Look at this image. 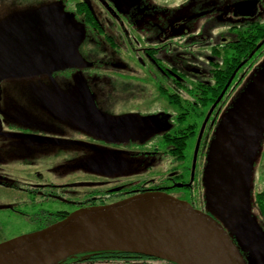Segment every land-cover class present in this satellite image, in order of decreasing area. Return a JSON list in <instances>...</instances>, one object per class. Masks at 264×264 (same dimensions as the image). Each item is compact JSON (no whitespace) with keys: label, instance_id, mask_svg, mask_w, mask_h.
<instances>
[{"label":"flooded vegetation","instance_id":"obj_1","mask_svg":"<svg viewBox=\"0 0 264 264\" xmlns=\"http://www.w3.org/2000/svg\"><path fill=\"white\" fill-rule=\"evenodd\" d=\"M262 1L232 0L235 18L256 17ZM96 2L57 0L41 11L18 14L0 23L1 37L49 14L39 31L45 35L25 38L35 42L32 52L24 48L19 52L16 47L6 51L7 46H0V195L13 201L3 209L27 220L33 233L83 208L161 192L213 217L239 250L234 235L246 225L252 227L263 260L244 261L264 264V189L249 184L250 169L264 158V82L232 133L222 122L229 102L261 70L256 65L264 54V25L254 20L239 25L231 22L226 33L206 40L187 37L182 12L170 16L164 8H155L152 0ZM139 39L146 45L141 49V67L152 75L166 111L150 117L106 115L95 101L91 81L107 77L102 71L110 72L118 63L112 57L122 47L135 49ZM82 79L108 121L105 134L89 122L80 93ZM259 93L252 117L247 204L243 207L237 177L239 142L246 113ZM125 117L127 122L113 129ZM70 127L79 131L70 132ZM58 131L65 138L55 136L53 132ZM50 140L81 143L83 146L75 148L90 150L105 160L112 155L113 177L99 185L56 182L48 170L49 178H45L41 162L35 161L36 152L48 147L70 148L44 143ZM223 146L228 149L231 167L235 207L231 220L220 214L214 189L215 158ZM127 158L140 161L145 171L134 174L126 170ZM125 171L134 177L124 181Z\"/></svg>","mask_w":264,"mask_h":264},{"label":"water","instance_id":"obj_2","mask_svg":"<svg viewBox=\"0 0 264 264\" xmlns=\"http://www.w3.org/2000/svg\"><path fill=\"white\" fill-rule=\"evenodd\" d=\"M48 19L49 14L33 18L3 34L0 46H7L6 51L16 47L19 52L23 48L32 52L35 42L25 38L44 36L39 31ZM79 84H83L80 93L89 122L98 132L105 134L109 128L107 119L98 110L86 82L82 79ZM259 102L260 93L246 113L239 142L237 177L243 207L247 204L248 151L254 125L252 117ZM128 119H119L113 129L118 130ZM44 143L63 147L83 146L64 140ZM230 168L228 149L223 146L215 158L214 189L216 204L224 220L233 218L235 208ZM107 238H113L110 245L99 249L90 247L96 241ZM136 238L164 250L172 259L136 250L131 246ZM101 251L148 255L176 264H246L239 248L217 220L161 192L137 194L111 204L83 208L43 230L4 242L0 244V264H57L59 260L76 253Z\"/></svg>","mask_w":264,"mask_h":264},{"label":"rangeland","instance_id":"obj_3","mask_svg":"<svg viewBox=\"0 0 264 264\" xmlns=\"http://www.w3.org/2000/svg\"><path fill=\"white\" fill-rule=\"evenodd\" d=\"M56 1L0 0V23L4 19L10 20L18 14L26 15L41 11L53 5ZM92 1L97 3V0ZM152 1L155 8H164L165 11L170 13V16L174 14L176 17L179 12H182L187 37H204L207 40L209 37L220 36L222 33L227 32V26L231 22L233 25H239L249 20H254L255 23L264 25V0L258 7L256 17L248 16L238 19L235 18L232 0ZM196 15L197 17L195 18ZM127 30L129 31V29ZM131 35L138 37L134 32ZM139 42V46H135L138 53L135 52V49L120 48L119 53L112 57H117L118 63L115 68L110 72L102 71L107 77L96 78L91 81L95 101L99 105L100 110L106 115L119 117L124 114H131L137 117H150L160 113L164 114V111H166L167 104L159 97L152 75L147 74L145 69L141 67V59L144 57L141 49H144L146 45L141 39H139ZM256 67L261 69L258 76L251 77L253 80L249 82L248 86L241 88L242 92H237L232 99L233 101L229 102L227 112L224 114L223 127L230 126L228 130L231 133L233 128L240 122L248 101L264 82V54ZM59 127L60 124L58 129ZM71 129L74 132L79 131L72 127L68 131L72 132ZM53 133L61 139L65 138L64 134H60L59 131ZM107 157L108 159L105 160L104 157L96 156L94 152L83 148L48 147L36 152L35 161L41 162L43 167L41 174L45 178H49L47 176L49 175L48 170H51L53 175L50 179L56 182H86L82 184L95 182L99 185L104 179L110 176L113 177L114 174V157L112 155ZM125 168H127L126 170H132L133 173L138 171L137 174L145 171L144 166L140 165V161L130 158H127ZM134 174L125 171L121 177L126 181L133 178ZM145 174L146 172L143 175ZM249 181L250 186L251 183L254 186L256 183L260 189H264V158L262 163L250 169ZM85 186L88 187L89 185ZM85 189L90 188L81 190ZM207 194L209 195L208 187ZM7 205H13L12 199L4 198L0 195V244L31 233V226L27 220L19 215L11 214L9 210L3 209ZM234 237L245 260L248 258H258V261L263 260V253L258 246L259 240L252 227L248 225L242 227L239 232H236ZM107 243L109 244V242ZM122 262L120 260H110L96 262L95 264H122ZM165 263L167 264L163 260H154L148 263H141L135 260L128 264ZM75 264H90V262Z\"/></svg>","mask_w":264,"mask_h":264},{"label":"trees","instance_id":"obj_4","mask_svg":"<svg viewBox=\"0 0 264 264\" xmlns=\"http://www.w3.org/2000/svg\"><path fill=\"white\" fill-rule=\"evenodd\" d=\"M61 221V220H59ZM57 221V222H59ZM55 222V223H57ZM54 223V224H55ZM137 255V256H135ZM153 259V260H163L167 262V264H176L174 262L160 259L157 257H152L148 255L136 254V253H128V252H119V251H101V252H85V253H76L74 255H70L64 259H61L57 262V264H74L71 263L75 261V263H83L90 262V264H95L96 262H104L110 260H120L123 261L122 264L131 263L134 260L138 259ZM166 264V263H165Z\"/></svg>","mask_w":264,"mask_h":264},{"label":"bare ground","instance_id":"obj_5","mask_svg":"<svg viewBox=\"0 0 264 264\" xmlns=\"http://www.w3.org/2000/svg\"><path fill=\"white\" fill-rule=\"evenodd\" d=\"M112 240H113V238H107V239H104L101 241H96L90 247L92 249L103 248V247L110 245V243H111L110 241H112ZM107 242H109V244ZM131 246H133L136 250H141V251L153 253V254L161 256V257L172 259V256L169 255L168 253H166L164 250L155 248L151 243L144 242L140 238H136V240L134 242H131Z\"/></svg>","mask_w":264,"mask_h":264}]
</instances>
